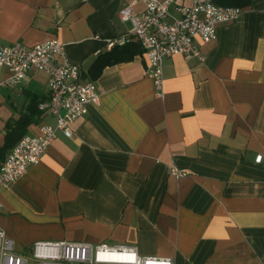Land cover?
Here are the masks:
<instances>
[{
  "label": "crops",
  "instance_id": "1",
  "mask_svg": "<svg viewBox=\"0 0 264 264\" xmlns=\"http://www.w3.org/2000/svg\"><path fill=\"white\" fill-rule=\"evenodd\" d=\"M135 0H0V45L57 39L99 99L58 133L39 162L0 185V228L18 254L40 242L135 246L174 264L264 261V0L200 42L203 61L163 62L156 96L142 53L85 77L117 37H131L120 12ZM141 12L143 6L134 4ZM127 43V44H128ZM9 77L0 68V81ZM48 76L32 70L17 87L0 88V168L11 123L33 112L26 135L49 115ZM261 156V162L255 160ZM175 167L185 173L176 178Z\"/></svg>",
  "mask_w": 264,
  "mask_h": 264
},
{
  "label": "built area",
  "instance_id": "2",
  "mask_svg": "<svg viewBox=\"0 0 264 264\" xmlns=\"http://www.w3.org/2000/svg\"><path fill=\"white\" fill-rule=\"evenodd\" d=\"M134 4L143 10L136 12ZM238 7L217 6L212 0H135L124 8L120 20L132 25L131 37L138 42L147 60L146 75L152 80L156 96L162 98L163 62L174 55L186 61H203L200 50L216 39L217 27L238 20ZM129 38L117 37L107 49L121 47ZM0 68L9 77L0 81V88L17 87L28 72L35 70L48 76V97L38 110L53 117L54 125H45L37 136H23L12 148L0 168V185L8 187L37 164L58 133L72 135V126L88 113V106L97 104L99 91L95 82L82 81L81 68L72 64L64 45L57 39L26 46L20 43L0 45ZM261 162V156L255 160ZM177 179L185 173L172 167ZM0 264H174L169 258H149L135 246H110L73 242H40L28 255L18 254L14 242L0 228ZM260 264H264L262 261Z\"/></svg>",
  "mask_w": 264,
  "mask_h": 264
},
{
  "label": "trees",
  "instance_id": "3",
  "mask_svg": "<svg viewBox=\"0 0 264 264\" xmlns=\"http://www.w3.org/2000/svg\"><path fill=\"white\" fill-rule=\"evenodd\" d=\"M217 6L223 7H245L251 0H212ZM143 53L137 41H132L121 47H114L107 52L100 54L88 69L85 77L89 80H96L103 70L112 65L124 63L132 60L136 55ZM35 111L39 112L38 104ZM33 112L30 115H23L18 120L11 123V128L7 132L5 147H14L16 143L26 134V128L32 123Z\"/></svg>",
  "mask_w": 264,
  "mask_h": 264
},
{
  "label": "rangeland",
  "instance_id": "4",
  "mask_svg": "<svg viewBox=\"0 0 264 264\" xmlns=\"http://www.w3.org/2000/svg\"><path fill=\"white\" fill-rule=\"evenodd\" d=\"M29 253H24L23 255H28Z\"/></svg>",
  "mask_w": 264,
  "mask_h": 264
}]
</instances>
